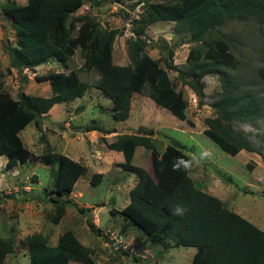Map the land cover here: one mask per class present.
Returning <instances> with one entry per match:
<instances>
[{"label": "trees", "instance_id": "16d2710c", "mask_svg": "<svg viewBox=\"0 0 264 264\" xmlns=\"http://www.w3.org/2000/svg\"><path fill=\"white\" fill-rule=\"evenodd\" d=\"M6 3L4 13L13 21L16 38V46L8 50V74L12 69L19 74L25 70L35 73L50 60L66 66L80 50L85 68L98 73L94 87L112 102L114 121L127 120L135 94L144 91L157 106L167 109L192 128L196 125L187 118V101L177 90L169 71L176 72L181 82L194 89L200 106L205 97L203 79L215 74L221 82L219 99L212 105L217 118L205 120L207 128L203 133L233 157L242 151L261 156L250 140L234 132L230 125L260 117L262 107L252 93H239V85L224 71L238 66L228 47L223 43L216 44L220 51L217 56L191 51L186 59L187 69L183 71L173 63L175 48L167 44L160 48V53L167 52L162 66L146 51L143 37L150 25L167 22L174 24L175 34H187L191 43L204 44L211 33L229 20L255 19L263 24L264 0H138L133 8L142 4L147 8L139 21V29L133 31L136 38L129 42L133 66L114 63V44L121 35L119 30L103 29L94 17H74L85 5V0H28L22 6L12 0H6ZM258 72L264 82V66ZM35 79L49 83L50 97L21 91L14 99L0 84V157L7 159V172L28 161L51 168L54 184L50 201L55 207L51 222L58 225L69 206L84 213L70 196L77 182L87 173V167L54 152L49 144L37 156L25 147L20 134L33 123L43 141L42 121L51 109L83 98L91 86L75 71L35 76ZM95 130L88 129L89 132ZM138 134L119 137L113 143L102 138L110 150L123 154V169L137 178L130 190V203L120 211L110 210L113 216L120 214L123 217L126 223L123 231L129 224L165 249L194 248L196 253L191 264H264V231L195 185L189 176L194 162L183 147L174 142L159 152L151 138L154 130L140 128ZM138 147L150 152L152 174L133 164ZM102 178L103 174H94L91 183L99 185ZM87 224L91 232L100 234V229H96L91 220H87ZM20 246L28 252L30 264H97L94 250L82 244L70 230L60 236L55 246L42 233L26 237ZM15 250L12 237L0 236V264Z\"/></svg>", "mask_w": 264, "mask_h": 264}, {"label": "rangeland", "instance_id": "374dc122", "mask_svg": "<svg viewBox=\"0 0 264 264\" xmlns=\"http://www.w3.org/2000/svg\"><path fill=\"white\" fill-rule=\"evenodd\" d=\"M12 1L22 6L28 0ZM137 1L85 0V5L74 16L94 17L103 29L121 32L114 44L113 59L116 65H134L129 42L136 38L133 31L139 29V21L147 8L143 4L133 8ZM6 5V0H0V84L3 91L14 99L21 91L28 95L50 97L49 83L38 82L35 76L71 71H75L91 87L83 98L58 104L59 109L43 119V141L40 140L41 132L33 123L20 134L25 147L37 156L49 144L54 152L87 167V173L77 182L70 196L84 213L69 206L63 220L54 225L51 222L55 211L54 203L50 201L54 184L51 168L28 161L7 172V159L0 157V236L12 237L16 243L15 252L3 264H30L28 252L20 246L26 237L42 233L55 246L60 236L68 230L74 232L82 244L94 250L97 264H191L196 251L194 248L165 249L129 224L123 231L126 224L123 217L110 213L112 208L120 211L130 203V190L137 178L123 169V154L110 150L102 138L107 143H113L122 136L139 135L140 128L155 131L151 138L159 152L174 142L180 144L194 162L190 177L195 185L205 191L207 188L214 189L229 210L264 231V82L258 72L264 66V23L255 19L229 20L211 33L204 44L191 43L187 34H175L174 24L167 22L150 25L143 37L146 51L162 66L167 52L160 53V48L166 44L175 48L173 63L183 71L187 69L186 59L191 51L217 56L220 51L216 44L223 43L228 47L238 66L224 71L239 85V93H252L262 107L260 117L245 123L230 124L234 132L250 140L261 156L242 151L233 157L203 133L207 128L205 120L217 118L212 105L221 92L218 75H207L203 79L205 97L200 106L194 89L181 82L176 72L169 71L171 80L187 101L186 115L195 123V128L167 109L157 106L144 91L135 94L130 117L116 122L112 118L111 100L94 87L98 73L85 68L80 50L66 66L50 60L48 64L38 67L35 73L25 70L19 74L14 69L7 73L10 68L8 50L16 46V38L13 21L4 13ZM88 129L96 131L89 132ZM204 153L209 155L205 156ZM134 165L152 174L150 152L139 147ZM97 173H103L104 179L99 185H93L91 179ZM95 218H98L100 234L91 232L87 224V220L96 223ZM107 231L115 233L128 248L113 250Z\"/></svg>", "mask_w": 264, "mask_h": 264}, {"label": "crops", "instance_id": "0c3cea01", "mask_svg": "<svg viewBox=\"0 0 264 264\" xmlns=\"http://www.w3.org/2000/svg\"><path fill=\"white\" fill-rule=\"evenodd\" d=\"M56 109H59V107L57 106V105H55L52 109H51V111L49 112V114L47 115V116H45V118L46 117H49V116H51L52 115V112H54V110H56ZM96 131V130H95ZM92 132V131H91ZM85 135H87V133H85ZM64 137V136H63ZM65 138V137H64ZM80 137H78L77 139H79ZM138 149H139V147L136 149V153H135V156H134V160H133V164H134V162L136 161V154H137V152H138ZM120 153V152H119ZM6 158V157H5ZM123 159H124V157H123ZM79 161V160H78ZM77 162V161H76ZM80 163V162H79ZM193 170V169H192ZM191 173V172H190ZM190 173H189V176H190ZM101 174H103V173H101ZM103 177H104V174H103ZM191 178V177H190ZM104 179V178H103ZM192 179V178H191ZM194 181V180H193ZM202 189V191H204V192H207V193H209L210 195H212V196H215V197H217V198H219L221 201H223L222 200V198H221V195L219 196L217 193H216V191L214 190V189H210V188H207V190L205 191V190H203V188H201ZM95 222L96 223H94L95 224V226H96V229H99L100 227H99V223H98V218L96 219L95 218ZM79 239V238H78ZM88 247V246H87ZM196 250V249H195ZM195 253H196V251H195ZM194 253V254H195ZM194 254H193V256H194ZM12 255V254H11ZM193 256H192V259H193ZM192 262V261H191Z\"/></svg>", "mask_w": 264, "mask_h": 264}, {"label": "built area", "instance_id": "2783aa9c", "mask_svg": "<svg viewBox=\"0 0 264 264\" xmlns=\"http://www.w3.org/2000/svg\"><path fill=\"white\" fill-rule=\"evenodd\" d=\"M106 235H108L110 238V245L113 248V250L120 251V250H126L128 247L124 246V242L122 239H119L115 233L107 231ZM129 245V244H128Z\"/></svg>", "mask_w": 264, "mask_h": 264}, {"label": "clouds", "instance_id": "9594fccd", "mask_svg": "<svg viewBox=\"0 0 264 264\" xmlns=\"http://www.w3.org/2000/svg\"><path fill=\"white\" fill-rule=\"evenodd\" d=\"M204 155H205V156H207V155H209V154H208V153H204ZM177 211L179 212L180 210H179V209H177Z\"/></svg>", "mask_w": 264, "mask_h": 264}]
</instances>
